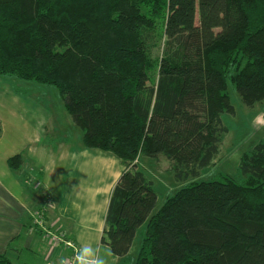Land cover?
I'll use <instances>...</instances> for the list:
<instances>
[{"label":"trees","instance_id":"trees-1","mask_svg":"<svg viewBox=\"0 0 264 264\" xmlns=\"http://www.w3.org/2000/svg\"><path fill=\"white\" fill-rule=\"evenodd\" d=\"M157 18L166 41L152 87ZM229 71L247 107L264 101V0H0V76L56 88L84 147L126 166L102 236L119 264L144 225L135 264H264V138L240 164L245 183L195 182L156 214L136 163L165 157L179 180L209 168L224 115L236 116Z\"/></svg>","mask_w":264,"mask_h":264},{"label":"crops","instance_id":"crops-1","mask_svg":"<svg viewBox=\"0 0 264 264\" xmlns=\"http://www.w3.org/2000/svg\"><path fill=\"white\" fill-rule=\"evenodd\" d=\"M17 83L0 76V256L9 264H65L74 250L51 242L50 232L77 249L90 244L106 264H119L102 236L120 159L84 147L65 105L45 107L16 91ZM15 156L22 159L18 168L8 164ZM37 211L47 232L34 224Z\"/></svg>","mask_w":264,"mask_h":264},{"label":"rangeland","instance_id":"rangeland-1","mask_svg":"<svg viewBox=\"0 0 264 264\" xmlns=\"http://www.w3.org/2000/svg\"><path fill=\"white\" fill-rule=\"evenodd\" d=\"M144 8L145 7H143V10ZM163 20L164 19L162 18H157L155 26L150 32L152 38L150 48L154 60L152 68L155 67L154 69L151 68L152 70L150 71L149 85L152 87L156 86L157 83V66L159 65L162 57L166 41V37L164 36ZM196 23H199V15L196 16ZM229 73L226 93L230 96L231 103L236 110V116L233 117L230 115H224L223 119L229 131L227 134L222 135L219 155L209 168L202 170L200 175L196 178L190 177L188 179L179 180L176 178L173 165L165 157H161L156 160L155 158L145 157L141 154L136 160L138 170L145 173L146 178L153 183V188L158 195V204L154 209L153 214L158 213V211L163 207L166 197L173 195L179 189L195 182L231 180L233 182L243 184L247 181V177L243 176L241 173L240 164L244 160L248 161L249 155L246 157L245 155L252 154L254 147L264 138V101L257 103L253 107H247L243 103L234 83L231 80L233 71H229ZM7 77L12 78V76L9 75H7ZM16 79L18 81L15 85L16 91H20L25 94L28 93L34 98H39L41 102H44L45 107L48 104H52L53 108L57 109L64 105L62 96L56 88L37 84L35 82L23 81L18 78ZM34 86H40L42 89L34 90L32 89ZM82 134V131L81 134L78 132V137L80 138ZM110 154L114 155L112 152H110ZM120 161L123 167L122 171H125L126 166L121 159ZM40 229L42 230V228ZM43 231H46V229ZM145 232L146 225L138 230L136 240L125 264H135L140 243Z\"/></svg>","mask_w":264,"mask_h":264},{"label":"clouds","instance_id":"clouds-1","mask_svg":"<svg viewBox=\"0 0 264 264\" xmlns=\"http://www.w3.org/2000/svg\"><path fill=\"white\" fill-rule=\"evenodd\" d=\"M98 249L90 244L82 245L76 253L77 264H106L104 256L98 255Z\"/></svg>","mask_w":264,"mask_h":264},{"label":"built area","instance_id":"built-area-1","mask_svg":"<svg viewBox=\"0 0 264 264\" xmlns=\"http://www.w3.org/2000/svg\"><path fill=\"white\" fill-rule=\"evenodd\" d=\"M34 224H35L36 227L38 226V227L42 228L43 230H45V228H44L45 227L44 214H43L42 211H37L35 213ZM47 237L54 244L63 243V244H65V247L72 248L74 250V255H73L72 258H69V260L65 261V264H76L75 257H76V253H77L78 249H77V247L74 244H72L71 242L65 240L63 237L56 235L55 233L47 232Z\"/></svg>","mask_w":264,"mask_h":264}]
</instances>
